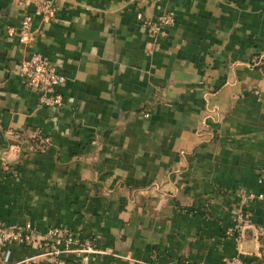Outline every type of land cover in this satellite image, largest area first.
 Instances as JSON below:
<instances>
[{
  "label": "crops",
  "instance_id": "0c3cea01",
  "mask_svg": "<svg viewBox=\"0 0 264 264\" xmlns=\"http://www.w3.org/2000/svg\"><path fill=\"white\" fill-rule=\"evenodd\" d=\"M51 1L19 43L6 28L41 0H0V220L105 250L70 264H264V204L235 191L264 189V0ZM168 11L152 37L136 17ZM31 52L63 74L59 104L16 73ZM34 253L0 264H49Z\"/></svg>",
  "mask_w": 264,
  "mask_h": 264
},
{
  "label": "built area",
  "instance_id": "2783aa9c",
  "mask_svg": "<svg viewBox=\"0 0 264 264\" xmlns=\"http://www.w3.org/2000/svg\"><path fill=\"white\" fill-rule=\"evenodd\" d=\"M33 12L22 14L16 27L8 26L6 28L7 33H16L19 43H24L31 37V22L34 14L39 17L40 21H47L54 16L53 2L41 0L38 9ZM136 17L139 20V25L150 37L161 34L163 26L171 25L174 22V16L169 11L159 13L153 18L142 17L139 13L136 14ZM16 73L27 87L33 89L38 104L56 105L60 103L61 96L56 87L63 82L64 76L56 70L54 64L45 55L39 52L29 53L19 61ZM257 171L258 179L264 184V167H259ZM235 191L242 198L256 199L264 204V189L251 191L237 186ZM239 221L243 223V217L240 216ZM232 233V231H227V234ZM237 236L235 235L234 238ZM14 244L33 247L35 253L29 258L42 257L49 264H70L66 259L69 253L80 255L84 261L94 260L105 253V250L97 247L91 238L78 239L65 225L50 224L40 230L29 220L18 223H3L0 220V260L4 263L8 261L10 247ZM128 260L130 263L134 262L133 258L128 257ZM223 264L253 263H242L237 257H231L224 260Z\"/></svg>",
  "mask_w": 264,
  "mask_h": 264
},
{
  "label": "trees",
  "instance_id": "16d2710c",
  "mask_svg": "<svg viewBox=\"0 0 264 264\" xmlns=\"http://www.w3.org/2000/svg\"><path fill=\"white\" fill-rule=\"evenodd\" d=\"M261 59L262 60H260L256 64H258L260 66L262 72L264 73V65H263L264 64L263 63L264 62V59L263 58H261ZM38 138H39V136H35V137L28 138V141L31 144V147H34L36 149H40V148H42V147L45 146V143L44 142H41V141H38Z\"/></svg>",
  "mask_w": 264,
  "mask_h": 264
}]
</instances>
